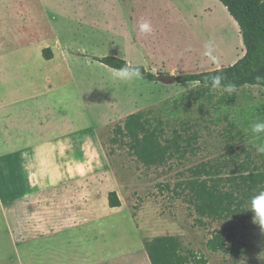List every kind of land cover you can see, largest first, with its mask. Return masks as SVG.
Returning a JSON list of instances; mask_svg holds the SVG:
<instances>
[{
  "label": "rangeland",
  "instance_id": "374dc122",
  "mask_svg": "<svg viewBox=\"0 0 264 264\" xmlns=\"http://www.w3.org/2000/svg\"><path fill=\"white\" fill-rule=\"evenodd\" d=\"M21 2L35 20L30 29L27 17L18 15ZM18 39L25 43L17 45ZM0 41L4 54H20L21 59L13 57L6 64V70L13 69L6 74V92L10 87L37 91L58 84L62 99L48 100L61 99L70 120L93 128L84 134V168L78 173L84 175L87 190L94 186L98 198L119 190L124 207L107 208L118 214L111 220L118 224L117 237L124 238L126 259L132 254L133 264H147L144 256L136 259L137 249L129 245L131 230L124 227L129 215L141 213L134 239L175 236L209 264H264V202L248 217L201 223L179 187L183 174L203 162H226L231 173L242 164L264 173V89L246 86L230 102V90L215 87L194 102L188 93L199 89L197 83L168 86L93 61L118 57L162 76H170L166 72L174 68L186 75L234 65L245 55L243 38L218 0H0ZM57 42L64 54L46 65L40 47L49 49ZM137 112L162 119L167 137L177 129L196 149L163 167H144L127 146L111 142L115 127ZM193 134L197 143L189 139ZM12 174L0 172V185ZM216 231L232 233L238 250L209 251L207 242ZM0 253L11 255V237L4 231Z\"/></svg>",
  "mask_w": 264,
  "mask_h": 264
},
{
  "label": "crops",
  "instance_id": "0c3cea01",
  "mask_svg": "<svg viewBox=\"0 0 264 264\" xmlns=\"http://www.w3.org/2000/svg\"><path fill=\"white\" fill-rule=\"evenodd\" d=\"M18 15L27 17L29 29L35 23L24 2ZM15 43L23 45L25 40ZM4 49L0 41V136L5 140L0 143V172L13 174L0 185V231L11 237V255L0 253V264H133L132 254L129 259L124 255V238L116 235L118 224L111 220L118 214L110 210L124 206L108 210V194L113 191L98 198L94 186L87 190L84 175L78 173L84 168V134L93 128L69 119L58 84L37 91L10 87L6 92V64L13 57L21 59L20 54H4ZM44 49L46 44L40 47L46 65L55 64L64 54L58 42L49 48L51 60L44 59ZM166 74L182 75L178 68ZM51 97L61 99L49 101ZM5 162L12 163L10 169ZM140 214L129 215L124 227L131 230L129 245L136 247V259L144 256L151 264L145 253L146 238L133 237L140 231Z\"/></svg>",
  "mask_w": 264,
  "mask_h": 264
},
{
  "label": "trees",
  "instance_id": "16d2710c",
  "mask_svg": "<svg viewBox=\"0 0 264 264\" xmlns=\"http://www.w3.org/2000/svg\"><path fill=\"white\" fill-rule=\"evenodd\" d=\"M238 24L243 38L245 55L234 65L209 72L177 76L178 84L197 83L198 90H191L188 96L194 102L204 99L215 88L229 89L228 100L236 101V92L246 86L264 89V0H218ZM43 57L51 60V49L43 50ZM110 69L128 73L150 82H157V75L144 66H133L118 57H94ZM113 144L127 146L130 153L146 168L163 167L176 156L182 159L188 150H195L192 142L177 129L166 136V125L160 118L151 119L145 112L129 115L113 131ZM187 139V141H186ZM191 141L198 142L193 134ZM228 163L203 162L183 174L179 184L182 194L188 196L198 220L224 221L250 216L253 209L260 206L264 198V173L252 172L242 164L239 171L231 173ZM110 208H120L121 200L117 192L108 194ZM234 235L216 231L207 242L213 253L230 254L238 250L233 243ZM151 264H209L205 256L186 249L175 236H159L144 242Z\"/></svg>",
  "mask_w": 264,
  "mask_h": 264
},
{
  "label": "water",
  "instance_id": "95a60500",
  "mask_svg": "<svg viewBox=\"0 0 264 264\" xmlns=\"http://www.w3.org/2000/svg\"><path fill=\"white\" fill-rule=\"evenodd\" d=\"M157 80L158 82L164 84V85H168V86H173V85H177V76L175 75H170V76H162L159 75L157 76Z\"/></svg>",
  "mask_w": 264,
  "mask_h": 264
}]
</instances>
